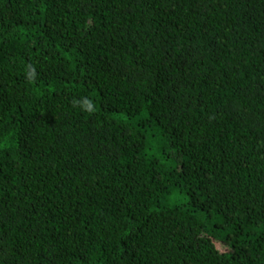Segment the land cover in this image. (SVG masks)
<instances>
[{
  "label": "trees",
  "instance_id": "trees-1",
  "mask_svg": "<svg viewBox=\"0 0 264 264\" xmlns=\"http://www.w3.org/2000/svg\"><path fill=\"white\" fill-rule=\"evenodd\" d=\"M0 264H264V0H0Z\"/></svg>",
  "mask_w": 264,
  "mask_h": 264
},
{
  "label": "clouds",
  "instance_id": "clouds-1",
  "mask_svg": "<svg viewBox=\"0 0 264 264\" xmlns=\"http://www.w3.org/2000/svg\"><path fill=\"white\" fill-rule=\"evenodd\" d=\"M27 69L29 70L26 75L29 79L34 80L36 76V70L33 65H28ZM73 107H80L82 111H85L89 114H92L95 112V105L94 102L91 99L88 98H82L80 100H73L72 102Z\"/></svg>",
  "mask_w": 264,
  "mask_h": 264
}]
</instances>
